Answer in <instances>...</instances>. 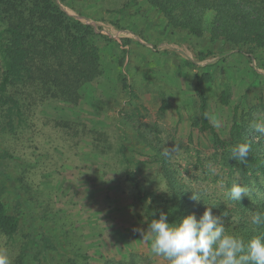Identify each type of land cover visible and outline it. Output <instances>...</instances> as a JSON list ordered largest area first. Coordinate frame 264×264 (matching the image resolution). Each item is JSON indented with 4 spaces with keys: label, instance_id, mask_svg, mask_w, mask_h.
<instances>
[{
    "label": "trees",
    "instance_id": "obj_1",
    "mask_svg": "<svg viewBox=\"0 0 264 264\" xmlns=\"http://www.w3.org/2000/svg\"><path fill=\"white\" fill-rule=\"evenodd\" d=\"M68 1L0 0V247L9 251L12 264H134L132 253L128 254L123 246H118L120 240H113L109 234L121 227L125 236L142 243V231H147L148 224L158 218L161 211L168 214L169 222H173L190 213L199 218L207 205H216L212 211L223 216L228 233L245 241L250 239L256 234L250 224L252 215L264 213V135L252 127L254 123L264 122V75L253 69V78L247 81V92L257 86L254 102H249L246 93L232 102V85L225 80L219 82L218 103L230 105L232 111L225 131L210 122L206 91L224 76L223 63L230 51L234 49L252 59L256 50L264 49V0H146L165 18L162 33H167L169 28L172 32L178 31L179 41L186 37L200 39L207 34L204 49L195 53L197 60H205L211 54L219 56L214 62L201 66L193 60H184L196 68L193 90L197 101L193 100L190 126L208 132L214 145L210 155L198 156L192 166L200 172L194 176L195 185L181 182L176 177L168 155L153 140L156 135L151 136V133L158 134L159 126L136 119L140 114L133 101L136 93L120 69L115 74L116 81L121 84L122 93L129 99L127 104L131 103L133 110L114 118L112 122L116 126L112 132L96 129L79 116L77 110L82 112L84 108L80 104L88 97L83 92H91L92 84L98 85L110 78L102 58L103 47L118 48L120 56L116 63L122 67L127 52L123 46L131 39L123 38L118 44L108 35L97 32L92 25L64 9L70 5ZM97 1L108 2L116 14L137 3V0ZM117 2H121L119 6ZM135 9L136 12L143 11L141 6ZM119 22V16L112 20L113 25L122 28ZM159 88L162 100L159 111L163 112L170 105L164 90ZM89 97L95 96L91 93ZM47 102L63 103L64 109L78 114L74 118H53L55 137L44 136L47 144L44 153L40 151V166L43 170L54 168L55 173L61 174V177L53 176L48 180L53 186L49 191L42 190L45 176L42 182L41 178L36 182L26 171L10 175L4 163L5 157L21 159L7 144L20 133L25 134V143L26 140L29 142L27 148H38L34 138L39 132L29 134L26 131L31 128L30 121L38 119L34 109ZM47 119L46 115L40 118L42 125L48 124ZM126 127L131 129L135 139L133 145L126 142L130 136ZM7 137L10 139L4 141ZM239 143L251 145L245 163L230 157L231 149ZM88 149L91 156L96 157L91 164L98 171L99 179L95 181L102 189L87 193L89 188H86L82 198L77 187L70 186L67 197L62 193L63 175H71L74 169H80V153ZM148 162L159 167L163 188L153 186L142 176V165ZM236 182L249 190L248 197H242L241 201H232L225 195ZM7 183L13 193L10 205L2 197L8 189ZM86 183L82 182L84 186ZM76 192L80 194L76 195ZM96 193L99 195L92 198ZM194 195L198 199H194ZM59 204L67 207L64 214V208L54 209ZM90 207H99L104 212L97 211L94 217ZM73 211H83L85 222L78 219L80 216H73ZM114 216L120 227L96 228L92 238L88 239L84 223H93L90 226L93 228L96 221L113 226L116 223ZM122 220H128L134 226H121ZM105 231L109 232L108 240L96 239L103 237ZM258 231H264V226ZM143 240L145 247L151 250V242ZM84 242L91 253L83 250ZM63 243L69 247L70 255L66 258L60 250ZM92 248L94 250H90ZM108 248L114 250L113 255H107Z\"/></svg>",
    "mask_w": 264,
    "mask_h": 264
},
{
    "label": "rangeland",
    "instance_id": "obj_2",
    "mask_svg": "<svg viewBox=\"0 0 264 264\" xmlns=\"http://www.w3.org/2000/svg\"><path fill=\"white\" fill-rule=\"evenodd\" d=\"M68 2L70 5L64 6V9L82 22L92 25L97 32L99 31L102 34L108 35L118 44H121L123 38L131 39L130 43L123 46L126 48L127 52L122 67L116 63L120 56L117 50L118 48L116 46H112V48L111 46L103 47L102 51L104 52L102 58L105 61L104 63L107 64L106 66H108L110 78L103 80L98 85L92 84L93 90L91 92H89V90L83 92L85 95H88V97H84L85 102L83 100L80 104V106L84 108L82 112L80 111V113L77 110L79 116L86 119V121L92 124L96 129L105 128L107 132H112V129L116 126V123L112 122L114 118L120 116L125 111L133 110L131 103L129 105L127 104L129 99L128 96L122 93L121 84L116 81L115 74L120 69L126 74L128 84L133 87L134 93H136V98L133 101L136 102V106L139 108L138 110L140 112V114H137L136 119L141 123L157 124L159 126L158 134L151 133V136L156 135L153 137V140L158 146L163 148L164 152L167 149L171 150L176 147V150L168 155V162L171 167L174 168L175 175L181 182H188L195 185L193 183V180H195L194 176L200 172L194 170L192 166L195 164L198 156L205 157L210 155L214 150V145L208 132H201L195 127L190 126L189 116L193 110V100L195 99L197 101V95L193 90L196 68L184 63V60H193L197 65L201 66L206 62H214L219 58L218 55L211 54L210 57L205 60H197L195 53L198 49H204L207 42V34H204L200 39L186 37V41H179V37L181 36L178 31L172 32L169 28L167 33H162L161 28L165 22V18L159 14L156 8L151 7L146 0H137L136 4L126 7L120 14H116L114 10L110 9V6L107 5L108 2H99L97 0H69ZM111 2H114V0H111ZM120 3L121 2H117V5L119 6ZM111 6L114 7L113 5ZM138 6H141L143 11L136 12L135 8ZM117 16L120 18L119 24L122 28H118L112 23V20ZM226 57L227 60L223 63L224 76L218 78L206 91L207 100L209 102L208 114L210 122L220 131H225L227 129L232 111L230 105L223 106L218 103V94L220 91L219 84H221L219 82L225 80L232 85V102H236L238 97L245 93L247 94L249 102H254V94L258 89L255 85L251 90L248 89L247 92V81L253 78L252 74L255 71L259 75H264V49L256 50L253 53L252 59L241 55L234 49L230 51ZM259 82H261V80ZM159 87H162L164 90V94L170 105L168 109L163 112L159 111V106L162 101ZM91 93L95 96L94 98L92 97L93 99L89 97ZM262 95L264 97V89ZM64 108L65 105L63 103L47 102L39 104L34 109L33 113L35 116L38 115V119L36 122L34 118L30 121L31 128L29 131H26V133L39 132L34 138V142L37 143L38 148H27L30 145H26V143L29 144V142L26 140L25 143L24 133L18 134L19 136L15 140L11 141L9 137L4 140H9L7 144L12 150V153L16 155L19 154L21 157L20 160L5 157L4 163L6 164L8 174L18 175L26 171L27 176L31 177L36 182L39 178H41L42 182L45 176L46 178L44 179L45 182L42 184V190L45 189L49 191L53 188L48 180H51L53 176L61 177V174L55 173L54 168L43 170V167H41L39 163L42 159L40 151L44 153L46 148L44 145L47 144V140L44 136L50 134L52 137H55V130L53 128L55 127L53 125L55 120L53 118L58 116L74 118L78 116L77 113H72L73 111ZM44 115L48 116L47 126L42 125L40 120ZM126 129L130 135L126 142L128 145H133L135 139L131 135V129L129 127H126ZM159 138L160 141L157 142ZM88 151L89 149L80 153V157L82 158L80 169H74L71 175H69V173H64L63 175L64 186L62 188L64 189L62 193L67 197L68 188L70 186L77 187L82 198L85 196L84 193H86L88 188L89 190L87 193H89L90 190H96V188L99 191L102 189L95 181V179H99L97 175L98 171L95 170L91 164L96 157L94 155L91 156L90 151ZM143 160H146V158ZM142 166V176L146 179L145 181H148L153 186L157 185L163 188L164 181L160 177L157 164L148 162L144 163ZM84 181L87 182L86 186L82 184ZM206 182L207 181L203 184H206ZM209 183L211 184V182ZM7 188L8 189L2 194V197L4 202L10 205L13 193L9 183H7ZM79 192L75 194L78 195L80 194ZM98 195L99 193H96L92 198ZM52 196L54 195L52 194ZM57 200L56 198V201ZM58 208H64L62 214L67 211V207H61L60 204L54 207V209ZM70 208L73 209L74 207ZM89 209L92 211L94 217L97 216V211L104 212V210L99 207L97 209H95V207H90ZM82 212L74 213L73 211V216H80L78 219L85 222L82 217L83 214H81ZM113 220H116L115 216ZM122 221L123 223L121 224L123 225L121 226H134L129 223L128 220ZM92 224L88 221L84 223V231L88 239L92 238L91 236L96 232V228L107 227L106 229L109 230L108 228L120 227L117 222L113 223V226H109V224L106 226L103 225L102 222L96 221V223H94L96 224L94 228L90 227ZM119 229L115 232L116 234L112 232V230V234H109V232L107 233L112 236L113 240H120L118 246H123L126 252L128 251V254L130 252L132 253L134 264H167V261L161 257L155 256L151 250L145 247L146 243L143 239L142 243H136L122 233L123 229H121V227ZM107 233L105 231L103 237L97 236L96 239L108 240L109 237ZM82 248L88 251L87 242L83 243ZM101 249L105 250L106 248ZM108 249L107 255H113L114 250ZM115 249L117 250V248ZM60 250L64 258L70 255L68 244L63 243ZM90 250L94 249L92 248ZM128 254H126V256ZM126 256L124 255L123 257L125 258ZM57 259L58 257H55V260ZM125 264L132 263L129 262Z\"/></svg>",
    "mask_w": 264,
    "mask_h": 264
},
{
    "label": "clouds",
    "instance_id": "obj_3",
    "mask_svg": "<svg viewBox=\"0 0 264 264\" xmlns=\"http://www.w3.org/2000/svg\"><path fill=\"white\" fill-rule=\"evenodd\" d=\"M252 127L264 135V122L254 123ZM175 150L176 147L167 149L164 154ZM250 150L249 143H239L231 149L230 157L245 163ZM248 194L249 190L239 182L233 183L225 193L232 201H241ZM193 198L198 199L195 195ZM213 208L216 205H207L199 218L190 213L173 222L161 211L148 224L147 231H142V239L149 240L151 252L167 264H264V231H258L264 226V213L252 215L250 224L256 234L245 241L226 231L223 216L214 214ZM0 264H12L10 253L4 247H0Z\"/></svg>",
    "mask_w": 264,
    "mask_h": 264
}]
</instances>
